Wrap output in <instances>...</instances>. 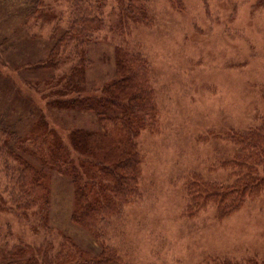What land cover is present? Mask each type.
I'll list each match as a JSON object with an SVG mask.
<instances>
[{
	"label": "rangeland",
	"instance_id": "rangeland-1",
	"mask_svg": "<svg viewBox=\"0 0 264 264\" xmlns=\"http://www.w3.org/2000/svg\"><path fill=\"white\" fill-rule=\"evenodd\" d=\"M46 1L56 13H68L67 0ZM144 2L151 25L132 27L128 44L146 58L150 68L152 117L157 125L147 128L139 115H127L134 111L131 93L122 91L129 81L110 86L112 91L107 92V83L123 77L112 59V45L120 40L116 28L107 39L101 35L93 43L88 51L93 65L84 73L89 91L120 102V106H108L100 118L93 116L94 112L77 116L73 110H61L47 100L53 89L64 85L61 80L38 82L27 72L13 78L12 86L21 96L32 98L26 97V102L41 110L36 109L65 140L63 146L72 156L75 152L69 137L74 130H99L115 139L130 133L135 137L141 160L140 195L124 207L120 219L111 220L103 235L104 243L123 262L264 264V183L253 195L245 194L239 208L223 216L213 200L200 202L202 197L190 205L193 200L189 196L196 185L195 177L224 185L236 182L234 159L238 154L243 156L247 139L256 136L248 132L264 122V0H176L177 5L174 0ZM106 16L109 22L116 20L114 14L106 12ZM9 21L0 26V32L9 25L12 31L20 29L19 18ZM48 26L34 25L29 32L46 40ZM27 28L17 39L26 36ZM38 47L34 42L25 55ZM10 58L16 63L22 55L15 53ZM120 92L124 99L117 97ZM126 118L136 122L132 121L131 130L121 127ZM114 123L119 130L113 128ZM260 149L264 154V145ZM259 168L264 178V165ZM57 186L68 196L64 197ZM72 187L68 179L54 183V238L59 240L57 232L66 226L70 237L88 243L91 237L84 238L69 220L70 201L66 198L72 196ZM58 194L61 196L57 198ZM20 233L19 228L17 235ZM23 236L36 243L44 232Z\"/></svg>",
	"mask_w": 264,
	"mask_h": 264
},
{
	"label": "trees",
	"instance_id": "trees-1",
	"mask_svg": "<svg viewBox=\"0 0 264 264\" xmlns=\"http://www.w3.org/2000/svg\"><path fill=\"white\" fill-rule=\"evenodd\" d=\"M67 4L68 13H56L46 0H0V26L10 24L14 17L20 19L19 30L12 31L9 25L0 32V264H126L104 243L103 235L111 220L120 219L124 207L140 195L141 160L135 137L130 133L115 139L99 130H74L69 137L75 152L72 156L63 146L65 140L45 122V116L41 118V110L26 102V97L32 98L21 96L12 83L13 78L27 72L38 82L61 80L64 85L53 89L47 100L61 110H73L77 116L94 112L93 116L100 118L108 106H120V102L89 91L84 73L93 65L88 55L93 43L101 35L107 39L112 28H116L120 40L112 45V59L123 77L107 83V92L112 91L110 86L129 81L123 84L122 91L131 93L129 101L134 111L127 115H139L145 126L151 128L157 123L152 117L150 68L141 53L130 49L128 37L132 27L151 25L152 17L144 0H67ZM106 12L114 14L116 20L109 22ZM34 25H49L46 40L29 32ZM25 27H28L26 36L17 39ZM28 42L40 47L25 55L24 51L31 48ZM15 53L22 55L16 63L14 59L10 61ZM67 65L64 71L62 68ZM116 95L119 99L125 97L122 92ZM122 120L121 127L134 128L133 120ZM23 125L24 129H19ZM263 125L264 122L260 128L248 132L256 136L247 139L243 156L238 154L234 159L237 181L224 185L195 177L196 185L189 193L193 200L190 205L204 197L200 202L211 199L221 209L220 216L228 215L242 205L244 196L260 189L264 183L259 175V166L264 165L260 149L264 145ZM113 128L119 130L116 123ZM66 179L73 186L72 196L66 198L70 201L69 220L76 231L83 232L84 238L91 237L88 243L70 237L66 226L57 232L59 240L54 238L57 237L51 225L54 183ZM56 189L68 196L63 194L62 187ZM17 228L22 230L19 235ZM38 230L44 232L39 242L31 243L23 236L37 234Z\"/></svg>",
	"mask_w": 264,
	"mask_h": 264
}]
</instances>
